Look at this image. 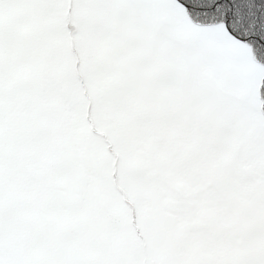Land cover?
Segmentation results:
<instances>
[{"label":"snow or ice","instance_id":"obj_1","mask_svg":"<svg viewBox=\"0 0 264 264\" xmlns=\"http://www.w3.org/2000/svg\"><path fill=\"white\" fill-rule=\"evenodd\" d=\"M0 264H264V0H0Z\"/></svg>","mask_w":264,"mask_h":264}]
</instances>
